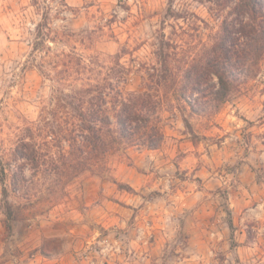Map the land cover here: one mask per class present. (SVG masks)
<instances>
[{"label":"rangeland","instance_id":"374dc122","mask_svg":"<svg viewBox=\"0 0 264 264\" xmlns=\"http://www.w3.org/2000/svg\"><path fill=\"white\" fill-rule=\"evenodd\" d=\"M239 2L0 0V264H264V53L221 104L202 68ZM118 89L155 104L158 148L119 136Z\"/></svg>","mask_w":264,"mask_h":264},{"label":"trees","instance_id":"16d2710c","mask_svg":"<svg viewBox=\"0 0 264 264\" xmlns=\"http://www.w3.org/2000/svg\"><path fill=\"white\" fill-rule=\"evenodd\" d=\"M234 10L238 23H225L222 26L220 38L211 50V57L202 67L206 75L217 78L218 85L212 91L217 104L227 101L237 79V72L244 69L245 63L258 62L264 53V0H240ZM45 29L47 24H38L36 32L41 40L47 36ZM191 74L186 77L188 81L198 86L204 83L202 77L194 79ZM117 94L120 106L115 119L119 136L128 141H141L151 149L158 148L164 140V135L157 124H151L152 116L156 113L153 111L155 104L147 99V94L131 92L124 96L119 89ZM103 96L102 92H98L88 101L90 106H82L77 113L80 121L79 138L83 140L85 148L97 155L106 147L104 133L112 132L110 115L101 104L105 105ZM0 179L4 181V170L0 172ZM11 215L9 208L8 216Z\"/></svg>","mask_w":264,"mask_h":264}]
</instances>
